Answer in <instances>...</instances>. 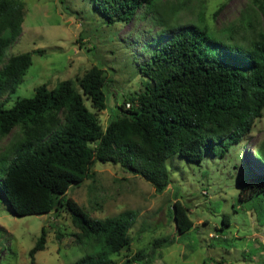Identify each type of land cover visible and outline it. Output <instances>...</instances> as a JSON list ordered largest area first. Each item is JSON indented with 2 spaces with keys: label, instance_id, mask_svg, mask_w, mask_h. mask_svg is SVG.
<instances>
[{
  "label": "trees",
  "instance_id": "trees-1",
  "mask_svg": "<svg viewBox=\"0 0 264 264\" xmlns=\"http://www.w3.org/2000/svg\"><path fill=\"white\" fill-rule=\"evenodd\" d=\"M154 2L92 0L108 24L129 21L141 7L153 8ZM258 9L264 17V5ZM24 15L22 0H0V99L15 92L32 54L42 52L25 51L4 59L22 31ZM240 21L252 29L251 18L244 15ZM162 26L170 32L168 38L137 65L147 80L142 79L141 89L121 95L123 102L111 110L105 127L97 113L107 108L108 79L98 66L75 81L60 80L52 88L41 84L32 96L18 98L10 107L4 106L6 99L0 100V135L22 126L10 162L5 166L0 158V197L17 216L68 213L78 229L76 242L88 248L72 264H110L112 255L130 248L135 210L94 218L67 196L73 184L93 177L96 162L118 164L160 193L171 183L166 165L171 155L194 162L207 153L223 156L251 132L257 118L264 117L262 29L242 43L233 38L234 25L221 34L194 22ZM254 158L255 169L245 172L249 179L240 176L237 200L253 209L263 225L264 141ZM237 206L233 205L235 210ZM188 209L178 199L172 204V220L181 236L194 227ZM229 225L223 214L216 228L221 232ZM45 238L42 226L28 251L30 264H35V253L44 248ZM172 242L163 237L153 246ZM153 259V254L139 250L125 264H152Z\"/></svg>",
  "mask_w": 264,
  "mask_h": 264
},
{
  "label": "rangeland",
  "instance_id": "rangeland-1",
  "mask_svg": "<svg viewBox=\"0 0 264 264\" xmlns=\"http://www.w3.org/2000/svg\"><path fill=\"white\" fill-rule=\"evenodd\" d=\"M22 1V31L6 49L4 59L25 51L42 52L32 54V63L15 92L0 100L6 99L4 106L10 107L16 99L32 96L41 84L52 88L60 80L75 81L98 66L108 79L107 108L97 113L103 127L112 118L111 110L123 102L121 95L141 89L142 79L147 80L137 65L168 38L170 32H164L163 24L194 22L218 34L234 25L233 38L242 43L254 31H264V17L258 9L264 0H156L153 8L141 7L129 21L114 24L105 21L92 0ZM244 15L252 19V29L240 21ZM58 117L63 121V112ZM21 136V125L0 135L5 166ZM263 141L264 117H260L251 132L223 156L207 153L202 161L194 162L171 155L166 161L171 183L160 193L118 164L96 162L93 177L73 184L67 196L94 218L127 209L137 212L129 231V250L112 255L110 264H125L139 250L153 254L152 264H264V224L253 209L237 200L240 176L249 179L245 172L255 169L254 155ZM176 199L187 205L194 222L182 236L172 220ZM223 214L228 215L230 225L220 232L216 227ZM42 226L45 245L35 253V264H72L88 250L76 242L78 229L68 213L17 216L0 197V264H30L28 251ZM163 237L173 242L154 247V241Z\"/></svg>",
  "mask_w": 264,
  "mask_h": 264
}]
</instances>
